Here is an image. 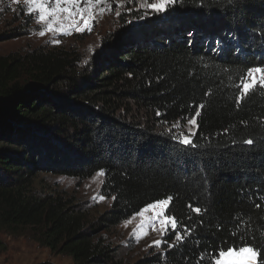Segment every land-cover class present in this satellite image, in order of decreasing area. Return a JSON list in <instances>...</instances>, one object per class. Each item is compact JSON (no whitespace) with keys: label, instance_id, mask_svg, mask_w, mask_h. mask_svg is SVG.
<instances>
[{"label":"trees","instance_id":"16d2710c","mask_svg":"<svg viewBox=\"0 0 264 264\" xmlns=\"http://www.w3.org/2000/svg\"><path fill=\"white\" fill-rule=\"evenodd\" d=\"M23 20L0 40L28 34ZM102 45L87 60L45 45L0 55V232L31 229L74 264H123L100 233L172 196L168 214L191 234L169 248L170 230L161 253L133 264H198L202 254L206 264L235 231L264 246V90L236 100L240 72L264 60V0H181ZM202 103L194 146L171 139ZM101 169L111 202L95 222L35 187L40 173L85 180Z\"/></svg>","mask_w":264,"mask_h":264},{"label":"rangeland","instance_id":"374dc122","mask_svg":"<svg viewBox=\"0 0 264 264\" xmlns=\"http://www.w3.org/2000/svg\"><path fill=\"white\" fill-rule=\"evenodd\" d=\"M148 2H155V0H148ZM143 3L144 0H101V4L94 9L95 18L91 22L90 31L76 32L73 29L71 34H57L54 31H49L41 36L38 33L46 25L38 24L36 14L34 18L28 16L24 0H0V33L16 28L19 20L24 21V16L26 21L32 20L31 30L28 34L0 40V55L17 51L24 52L45 45L75 50L84 60H87L90 55L97 54L104 49L102 45L104 38L116 33L120 28L137 26L143 23L146 17L152 15L144 16L141 7ZM109 5H111L110 11L100 12L101 6L107 9ZM21 6L26 8L25 11L20 9ZM13 11L14 13L23 12V16L21 14L12 15ZM141 16L144 18L141 19ZM77 22L82 24L79 18H77ZM54 40L60 42L53 43ZM187 127L186 123L183 128L177 129L178 134L180 131L186 132ZM94 177L96 174L85 180H78L67 176L40 173L35 181V187L39 192L72 202L74 208L83 214L87 224L95 222L99 215L109 208L111 202L104 196L103 200L100 199L103 177L95 179ZM152 214L149 211L145 215L152 216ZM129 220L131 222L126 224L125 222ZM140 222L141 217L133 214L116 226L102 231L99 235L116 249L123 264H133L143 256L162 252L163 242L159 248L153 245V241L157 239L162 241L164 236L159 222H156L155 225L146 224L144 228L138 227ZM134 229L135 233H133ZM149 245L153 246L149 247ZM41 262L74 264L70 256L52 253L48 248L39 245L34 238V231L31 229L0 232V264H39Z\"/></svg>","mask_w":264,"mask_h":264},{"label":"snow or ice","instance_id":"6c2138e0","mask_svg":"<svg viewBox=\"0 0 264 264\" xmlns=\"http://www.w3.org/2000/svg\"><path fill=\"white\" fill-rule=\"evenodd\" d=\"M180 2L181 0H155V2L149 3L148 0H144L141 7L144 11V16L149 14L160 15L166 13L174 4ZM234 3H236V0H228L229 5ZM24 4L27 7L29 17L36 14L38 24L43 23L46 25L38 33L43 36L45 32L49 31H54L57 34H71L73 29L76 32L90 31L91 22L95 18L94 9L101 4V0H24ZM99 10L101 13L105 10L110 11L111 5L107 9L101 6ZM117 15H120V13H117ZM144 16L140 18L143 19ZM77 18L82 21V24L77 22ZM59 42V40L53 41V43ZM253 65L243 69L238 76L237 91L239 95L236 97L238 103H242L244 98L253 94L257 88L264 90V60L255 61ZM188 107L193 108V105L189 104ZM205 107L206 105L203 103L196 105L194 114L182 118L187 119L188 127L186 132L180 131L178 135L172 134L170 138L182 145L194 146L192 137L196 135L195 128L199 127L198 119L201 117L202 109ZM157 115H160V113L157 112ZM172 127L181 128V120H177ZM234 143L236 142L234 141ZM241 143L251 146L255 144V140L249 138ZM104 175L105 171L103 169L96 173V177H103ZM100 199L103 200L104 197L101 196ZM173 199L172 196H167L164 199H154L151 203L145 202V206L141 207L138 212L134 211L135 216L141 217L138 227L144 228L146 224L155 225L156 222H159L162 235L167 236L170 230L174 231L175 241L167 245L169 248H175L177 245L182 244L192 231L191 228L184 229V234L182 235L177 230L179 220L174 215L168 214L171 211L170 204ZM256 207H264V204H257ZM189 210L197 215L206 213L205 209L192 207L191 205H189ZM149 211L153 213L152 216L145 215ZM130 222L129 220L125 223ZM133 233H135V229ZM237 236H239V239H236ZM261 237L264 238V234H261ZM161 243L162 241L159 239L153 241V245L157 248H159ZM153 245H149V247ZM206 256V264H258V256L264 259V246L255 245L246 236L235 231L232 233L231 240L221 241L218 248L214 247L213 252L206 254ZM198 264H205L204 254L201 255Z\"/></svg>","mask_w":264,"mask_h":264}]
</instances>
